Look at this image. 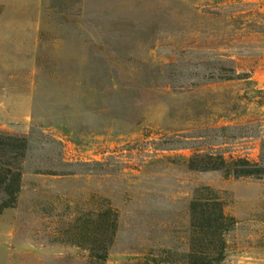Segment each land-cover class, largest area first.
<instances>
[{
  "label": "rangeland",
  "instance_id": "374dc122",
  "mask_svg": "<svg viewBox=\"0 0 264 264\" xmlns=\"http://www.w3.org/2000/svg\"><path fill=\"white\" fill-rule=\"evenodd\" d=\"M0 264H264V0H0Z\"/></svg>",
  "mask_w": 264,
  "mask_h": 264
},
{
  "label": "trees",
  "instance_id": "16d2710c",
  "mask_svg": "<svg viewBox=\"0 0 264 264\" xmlns=\"http://www.w3.org/2000/svg\"><path fill=\"white\" fill-rule=\"evenodd\" d=\"M240 174H244V176H246V174H249V173H240Z\"/></svg>",
  "mask_w": 264,
  "mask_h": 264
}]
</instances>
